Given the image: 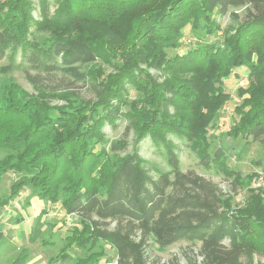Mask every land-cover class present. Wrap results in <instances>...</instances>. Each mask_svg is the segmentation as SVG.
Returning a JSON list of instances; mask_svg holds the SVG:
<instances>
[{
    "label": "trees",
    "instance_id": "obj_1",
    "mask_svg": "<svg viewBox=\"0 0 264 264\" xmlns=\"http://www.w3.org/2000/svg\"><path fill=\"white\" fill-rule=\"evenodd\" d=\"M53 4L51 13L50 0H39L34 17L31 0H0V63L8 61L0 64V76L24 65L35 86L42 76L59 77L87 86L93 98L52 107L44 93L30 97L15 83L3 86L0 150L8 154L0 159V180L11 173L18 177L0 207L32 188L76 218L49 264L69 260L72 248L80 255L67 264H94L106 247L116 253L117 264H147L146 246L163 249L179 241L199 244L201 264H264L253 259L264 258V190L246 189L245 205L234 208L215 183L181 170L170 138L185 141L199 164L229 180L233 191L251 183L255 175L243 178L228 167L221 146L209 153L207 132L229 98L223 79L246 67L248 85L237 89V120L226 136L264 147V0ZM217 16L233 23L220 41L206 40L220 30ZM186 28L195 48L169 56ZM113 62L120 64L115 73L105 74L103 66ZM127 85L139 99L127 101ZM63 89L68 102L72 93ZM118 120L135 131L138 143L149 138L162 149L167 169H147L136 151L121 156L126 139L108 141L103 133ZM107 220L116 223L113 230L101 227ZM27 259L22 251L11 264Z\"/></svg>",
    "mask_w": 264,
    "mask_h": 264
},
{
    "label": "rangeland",
    "instance_id": "obj_2",
    "mask_svg": "<svg viewBox=\"0 0 264 264\" xmlns=\"http://www.w3.org/2000/svg\"><path fill=\"white\" fill-rule=\"evenodd\" d=\"M34 4V17L38 16L39 0H31ZM50 12L55 9L53 0H50ZM216 22L220 30L206 37V40L220 41L223 30L233 22L228 16H217ZM186 28L183 31L180 45L178 48L168 50L169 56L176 54H185L192 48H195V37ZM203 33V31H200ZM43 35H37L36 38L42 40ZM20 56L16 58L18 63ZM5 59L0 64H7ZM119 66V63H115ZM114 62L109 66H103L105 74H114L116 67ZM102 64H100V67ZM142 68L148 70L149 73L155 74L151 68L141 65ZM27 67L22 65L19 69L0 76V91L3 86L8 83H15L28 96L36 97L39 93L46 94V101L49 106H64L66 104H78L77 102L86 101L93 98L92 93L87 86L82 83H67L59 77L42 76L38 79L39 86H35L27 78ZM29 74L35 75V71L28 69ZM248 69L246 67H238L231 71L228 77L222 81V87L229 94L228 100L218 110L217 117L208 127L207 137L212 141L209 153L215 148L221 146L226 151V164L232 170L242 174L243 178L254 176L251 183L247 185L240 184L236 186V191L229 180L222 175L216 174L212 169L207 170L199 164L194 152H192L185 141L170 136L177 145V153L180 162V168L183 172L194 171L196 174L215 183L218 188L225 194L226 198H230L231 205L234 208H242L246 203V189L262 188L264 190V147L258 141L251 138L238 137L232 139L226 136L234 122L237 120L235 107L240 104L241 99L237 97V89L239 87L246 88L248 85ZM140 78H143L142 76ZM65 87H69L70 98L65 102V95L68 93L63 91ZM55 90V91H54ZM54 94V95H51ZM140 93L134 88L127 85V101L132 102L139 99ZM72 100V101H71ZM76 101V102H75ZM123 111L129 109L128 106L122 108ZM127 122L118 120L114 126L106 125L103 129L105 138L108 141H117L122 138L127 141L126 150L120 155L136 151L141 159L146 162L147 169L157 167L159 169H167L166 160L163 150L156 147L149 138H145L142 142H137L134 130H126ZM108 147V146H107ZM7 152L0 150V159ZM18 176L8 174L0 180V199L6 198L9 194L11 183ZM246 180L244 179L243 182ZM76 225V218L65 213L60 203L51 204L48 200H41L35 195L32 188H25L16 197H14L6 206L0 207V264H11V262L22 252H27L26 264H49V260L58 256L61 248L64 246V237L68 234V230ZM116 223L113 221H105L101 223V227L113 230ZM44 241H52V245L44 246ZM105 256L94 264H117L116 253L106 247ZM199 244H191L187 241H179L173 243L163 249L158 248L155 244H150L145 248V257L147 264H201V257L198 255ZM70 259L60 261L58 264H67L75 257L80 255L77 249L68 251ZM254 262L264 263V258L255 255ZM244 260V258H243ZM245 261V260H244Z\"/></svg>",
    "mask_w": 264,
    "mask_h": 264
},
{
    "label": "built area",
    "instance_id": "obj_3",
    "mask_svg": "<svg viewBox=\"0 0 264 264\" xmlns=\"http://www.w3.org/2000/svg\"><path fill=\"white\" fill-rule=\"evenodd\" d=\"M70 216V215H69Z\"/></svg>",
    "mask_w": 264,
    "mask_h": 264
}]
</instances>
